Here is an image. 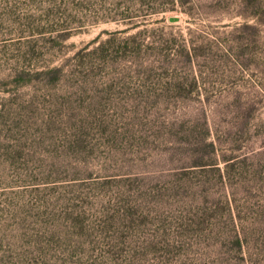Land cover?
<instances>
[{
  "label": "rangeland",
  "instance_id": "1",
  "mask_svg": "<svg viewBox=\"0 0 264 264\" xmlns=\"http://www.w3.org/2000/svg\"><path fill=\"white\" fill-rule=\"evenodd\" d=\"M0 264H264V0H0Z\"/></svg>",
  "mask_w": 264,
  "mask_h": 264
},
{
  "label": "trees",
  "instance_id": "2",
  "mask_svg": "<svg viewBox=\"0 0 264 264\" xmlns=\"http://www.w3.org/2000/svg\"><path fill=\"white\" fill-rule=\"evenodd\" d=\"M127 39H128V38H126V40L124 41L125 43H127ZM128 42H129V40H128ZM126 48H127V46H126ZM106 130H107V129H106ZM121 130H122V128H118V127H117V128H115L112 132H113L116 136H120V135H122ZM115 143H116V144H115ZM113 144H114V146H112V144H111V146H112L113 149H116L115 146H116L117 144H120L121 146H124V145H125V143H124L123 141L113 142ZM194 166H198V165H194ZM203 167H205V166H203ZM123 176H124L123 174H122V175H117V174H115V175H113L112 177H113V179H116V181H120V179L123 178ZM131 176H133V175L131 174ZM220 177L223 178V174H222V173L220 174ZM153 192H154V193H157V194L160 196V193H161V192L158 193V191H156L155 189L153 190ZM165 203H166V204H169V205H172V203H167V202H165ZM192 213H195L194 215H196V216L199 215V219H200V218H203V219H205V220H206V216L208 215L206 209H204V208H203L202 210H196L195 212H192ZM200 213L202 214L203 217H201ZM171 214H172V215H171V218H177V217H178L177 214H175V213H171ZM168 217H169V216H168ZM193 219H194V218H190V221L192 222ZM176 222H177V219H174V223H176ZM169 224H171V223H169ZM171 225H172V224H171ZM193 231H194V230H193ZM225 239L228 240L229 243L232 245V249H233V250H236V252H239L240 254L243 252V239H242V237L239 235V233H237V232L235 231L234 234H232V235H230V236H228V237H225ZM179 243H180V241H179ZM173 247H175V246H173Z\"/></svg>",
  "mask_w": 264,
  "mask_h": 264
}]
</instances>
